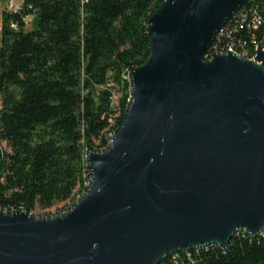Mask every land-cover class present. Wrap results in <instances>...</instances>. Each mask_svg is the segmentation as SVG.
I'll use <instances>...</instances> for the list:
<instances>
[{
	"label": "water",
	"instance_id": "95a60500",
	"mask_svg": "<svg viewBox=\"0 0 264 264\" xmlns=\"http://www.w3.org/2000/svg\"><path fill=\"white\" fill-rule=\"evenodd\" d=\"M247 0H161L115 141L62 216L0 211V264H160L264 231V51L212 53Z\"/></svg>",
	"mask_w": 264,
	"mask_h": 264
},
{
	"label": "trees",
	"instance_id": "16d2710c",
	"mask_svg": "<svg viewBox=\"0 0 264 264\" xmlns=\"http://www.w3.org/2000/svg\"><path fill=\"white\" fill-rule=\"evenodd\" d=\"M160 1L24 0L20 13L2 11L0 211L34 215L84 194L83 148L98 151L109 119L116 131L124 120L127 76L149 53L147 20ZM244 6L264 17V0ZM160 264H264V231Z\"/></svg>",
	"mask_w": 264,
	"mask_h": 264
},
{
	"label": "built area",
	"instance_id": "2783aa9c",
	"mask_svg": "<svg viewBox=\"0 0 264 264\" xmlns=\"http://www.w3.org/2000/svg\"><path fill=\"white\" fill-rule=\"evenodd\" d=\"M24 0H6L5 11L8 13H20L23 8ZM23 20L29 24L32 20V14L25 15ZM13 28H17L15 23H12ZM1 30V27H0ZM232 51L239 56L254 59L258 51H264V17L258 13L255 7H242L235 12L216 32L214 39L205 53L206 59H209L212 53ZM130 80V74L127 76ZM117 98V94H112V101ZM131 99V98H130ZM2 102L0 98V110ZM110 125L106 133L105 143L98 151H105L111 147L115 141L116 129L112 126L113 119H109ZM83 159L87 165V151L83 153ZM91 182V173L87 168L84 173V187L87 188ZM72 206L66 210H60L54 216L57 217L66 214ZM7 213L6 211H3ZM14 212V211H13ZM203 246V247H207ZM202 247L195 248L197 251ZM192 251V250H191ZM191 251H185L186 256H190ZM179 252L171 254L173 259H176Z\"/></svg>",
	"mask_w": 264,
	"mask_h": 264
},
{
	"label": "rangeland",
	"instance_id": "374dc122",
	"mask_svg": "<svg viewBox=\"0 0 264 264\" xmlns=\"http://www.w3.org/2000/svg\"><path fill=\"white\" fill-rule=\"evenodd\" d=\"M2 7H3V2L0 1V22H1ZM27 28H29V25L27 26ZM84 152H86L85 148H83V153ZM81 196H82L81 193H75L74 196H73L74 198H73L72 201L69 200L67 202L57 203V204H55V205H53L50 208L45 209V210L36 209L33 212L34 216H36V217H50V218H53L51 216H54L60 210H64V209L66 210V208H68L71 204L75 203Z\"/></svg>",
	"mask_w": 264,
	"mask_h": 264
},
{
	"label": "crops",
	"instance_id": "0c3cea01",
	"mask_svg": "<svg viewBox=\"0 0 264 264\" xmlns=\"http://www.w3.org/2000/svg\"><path fill=\"white\" fill-rule=\"evenodd\" d=\"M0 1H2V2H3V7H2V11H5V6H6V0H0ZM0 24H1V22H0Z\"/></svg>",
	"mask_w": 264,
	"mask_h": 264
},
{
	"label": "bare ground",
	"instance_id": "6f19581e",
	"mask_svg": "<svg viewBox=\"0 0 264 264\" xmlns=\"http://www.w3.org/2000/svg\"><path fill=\"white\" fill-rule=\"evenodd\" d=\"M241 8H242V7H241ZM241 8H240V9H241ZM240 9H239V10H240Z\"/></svg>",
	"mask_w": 264,
	"mask_h": 264
}]
</instances>
